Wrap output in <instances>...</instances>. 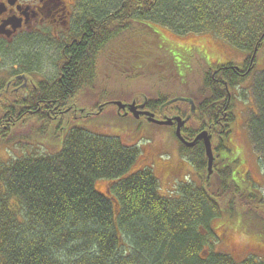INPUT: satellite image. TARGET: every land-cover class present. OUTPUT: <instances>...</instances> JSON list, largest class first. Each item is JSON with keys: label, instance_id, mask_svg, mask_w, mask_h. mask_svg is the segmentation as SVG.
<instances>
[{"label": "trees", "instance_id": "trees-1", "mask_svg": "<svg viewBox=\"0 0 264 264\" xmlns=\"http://www.w3.org/2000/svg\"><path fill=\"white\" fill-rule=\"evenodd\" d=\"M78 13L77 37L84 35L66 49L59 77L40 86L45 102L77 106L84 91L92 89L98 52L131 27L158 25L177 35L211 33L248 56L237 73L234 64L210 69L203 80L208 96L194 112L177 116L200 120L196 130H187L186 141L212 128L215 153L224 150L230 118L219 124L218 119L227 105L226 86L247 77L254 50L264 44V0H80ZM252 96L256 114L247 131L264 169V72L254 80ZM13 101L4 112L10 105L17 115L19 101ZM175 109L169 116L177 114ZM22 118L21 124L51 125L34 112L18 116L16 124ZM180 148L183 156L192 153L195 168L205 174L203 143ZM141 155L137 144L72 128L54 154L0 163V264H264L252 256L238 261L213 248L209 223L223 210L233 212L230 197L244 196L230 180V167L221 168L210 184L178 181L164 194L150 164L137 168ZM100 181L109 184L107 191L96 188ZM242 198L264 209L263 196Z\"/></svg>", "mask_w": 264, "mask_h": 264}, {"label": "rangeland", "instance_id": "rangeland-1", "mask_svg": "<svg viewBox=\"0 0 264 264\" xmlns=\"http://www.w3.org/2000/svg\"><path fill=\"white\" fill-rule=\"evenodd\" d=\"M53 48V44L41 45L37 41L27 44L25 57L44 69V72L35 71L30 76L36 82L38 79L43 80L42 76L48 80L56 77L58 63L55 52H52ZM11 53L15 57L18 55L16 52ZM10 56L9 60L12 59ZM247 56L211 33L177 35L158 25H151L150 28L131 27L104 44L97 55L92 89L84 91L85 97L78 98L81 102L86 101L83 105L89 104L87 110L95 108L91 109V116L80 117L83 115V110H80L78 118L60 124L61 129L57 132L54 130L59 126L55 123L50 128L49 125L42 127L38 122L15 125L7 136L8 139L0 138V163L11 162L33 153L54 154L62 147V141L70 129L82 128L95 135L119 138L126 145L137 144L142 153L137 168L145 164L151 165L159 180L161 193L172 191L178 181L199 185L205 174L195 168L192 153L184 156L180 153V144L171 127L140 126L138 122L119 117V110L113 104L145 96L146 99L165 101L167 109L177 107L179 113L185 112L188 115L191 107L188 102L169 101L175 98L188 99L196 108L198 102L208 96L203 90L204 75L210 69L215 70L223 65L234 64L239 67ZM0 63L1 69L7 62L0 60ZM36 69L39 70L38 67ZM262 72L264 44L256 52L252 71L242 82L229 88L232 96V122L228 138L225 139V150L215 153L216 143L211 141V179L218 177L221 168L230 167V180L236 184L242 182L238 176L239 170L242 167L249 168L252 176L261 181L264 191V177L251 168V165L258 164L264 173L247 131L250 119L256 114L252 86ZM229 89L226 86V90ZM103 102L109 106L105 103L97 108L98 103ZM189 122V130H196L200 125L199 119H191ZM108 187L109 184L105 181L96 183V188L101 192L107 191ZM239 188L242 190L244 186ZM242 195L245 196L246 193ZM242 197L237 194L230 197L233 202L229 205L233 212L223 210L219 217L209 223V228L214 233L213 248L238 261L250 256L264 260V209L258 207L256 202ZM225 203L224 200L221 201L227 209Z\"/></svg>", "mask_w": 264, "mask_h": 264}, {"label": "flooded vegetation", "instance_id": "flooded-vegetation-1", "mask_svg": "<svg viewBox=\"0 0 264 264\" xmlns=\"http://www.w3.org/2000/svg\"><path fill=\"white\" fill-rule=\"evenodd\" d=\"M79 3L80 0H0V60L7 62L2 65L0 69V120H5L4 122L0 121V138L2 137L5 139L6 136L10 135L11 128L17 125L18 116L21 115L23 117L26 112H34L39 116H45L46 121L58 125L78 118L77 114H79L80 110H86V113L80 117L91 116L90 111L95 108H89L87 110L89 104L87 106L83 105L86 101L78 102L79 104H77V106H74V103L70 102L64 107H62L59 101H57L55 106L51 102H45V98L40 96V86L43 84L47 85V83L52 80H48L47 77L42 76L43 80L38 79L39 81L36 82L31 78L30 76H32L35 71L41 73L44 72V69H40L31 59H27V56L25 57L26 46L29 42L32 43L33 41H37V43L41 45H46V43L47 45L53 44L54 48L52 52H55L57 56L58 64L56 66V77L58 78L64 65L63 62L67 58L66 49L80 43L81 41L79 40H82L84 35V33H80L79 38L77 37L79 32L78 22L80 21L78 13ZM11 52H16L18 54L17 57ZM100 52L101 50L98 54ZM9 56L14 59V61L12 59L9 60ZM242 64L243 63H241L239 67L234 66V69L240 68ZM11 67L13 69H10ZM37 67L39 70L36 69ZM29 69H31L30 72L32 73L28 71ZM237 71L238 69H236V73ZM241 76L243 77V75ZM37 77H39V75H37ZM44 87L45 85H43V88ZM33 96H36L38 100L34 99ZM10 99L19 101L17 105L19 108L17 110V115L11 114L10 105L7 108L8 111L4 112L7 107L6 104H8V100ZM231 102L232 96L229 90L227 105L224 107L223 111L220 110L222 112V117L218 119L219 124L222 119L227 117L230 118V122L227 125L228 132L230 131L233 116ZM105 103L106 102L98 103L97 108H101ZM122 103L125 104V108L119 110L117 115L121 118H128L134 122H138L140 126L144 124L153 125L149 123L148 117L144 115L145 113L153 115L156 120H162L171 115V110L167 109L164 104H158V100H145L142 97L141 99H132ZM151 106H155L156 110H152ZM175 110L177 114L173 116L179 115L180 113L177 107ZM217 111H219V109ZM22 120L23 118L18 124H21ZM188 123L184 125L183 130L181 129V135L184 136V138L185 136L187 137ZM171 128L172 133L175 134V124H173ZM211 130L212 128H209V132ZM223 141L225 150V138ZM251 168H253L259 176L264 177V173L259 169L258 164L251 165ZM241 169L238 172V176L242 182L236 183V186H244V189H242L240 193H246V195L255 196V198L262 197L261 181L252 176L249 168L245 169L242 167ZM226 241L227 239H225V242Z\"/></svg>", "mask_w": 264, "mask_h": 264}, {"label": "water", "instance_id": "water-1", "mask_svg": "<svg viewBox=\"0 0 264 264\" xmlns=\"http://www.w3.org/2000/svg\"><path fill=\"white\" fill-rule=\"evenodd\" d=\"M256 52V49L254 50V54ZM176 102V101H181V102H189V104L191 105V109H194V105L193 102L191 100L188 99H182V98H176L174 99L172 102ZM114 105H116L118 107V109L122 110L125 108V105L121 104L120 102H115ZM144 115H146L148 117V121H150L153 124L159 125V126H165V127H169L172 126L174 124V122H176L177 127H176V137L178 138V140L187 148H192L195 146V144H197L198 142H202L204 145V149H205V156L207 159V166L205 169L206 175H205V182L206 184H210L211 182V175H212V163H213V156H212V149H211V139L210 136L208 135V133L206 131H203L201 133H199L193 142L188 143L187 141H185L182 136H181V127H183V125L186 123V120H181L180 118H173V119H165L163 121H156L154 120L153 115H150L149 113H145Z\"/></svg>", "mask_w": 264, "mask_h": 264}, {"label": "bare ground", "instance_id": "bare-ground-1", "mask_svg": "<svg viewBox=\"0 0 264 264\" xmlns=\"http://www.w3.org/2000/svg\"><path fill=\"white\" fill-rule=\"evenodd\" d=\"M6 208V207H5Z\"/></svg>", "mask_w": 264, "mask_h": 264}]
</instances>
